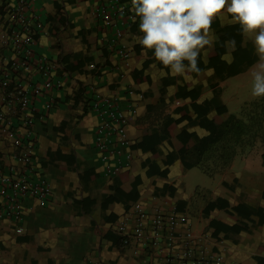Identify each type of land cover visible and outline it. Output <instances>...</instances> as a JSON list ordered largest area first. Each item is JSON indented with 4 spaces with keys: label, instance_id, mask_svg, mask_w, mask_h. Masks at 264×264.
Wrapping results in <instances>:
<instances>
[{
    "label": "crops",
    "instance_id": "obj_1",
    "mask_svg": "<svg viewBox=\"0 0 264 264\" xmlns=\"http://www.w3.org/2000/svg\"><path fill=\"white\" fill-rule=\"evenodd\" d=\"M122 2L125 11L116 0L34 1L43 22L34 43L35 58L46 56L51 76L60 83L32 100L37 172L50 191L45 205L27 198L22 219H0V264H86L90 258H102L106 264H164L165 250L146 246L137 253L116 234L117 221L136 201L150 210H179L184 227L202 238L199 246L212 257L222 255L224 264H264L262 149L241 151L231 166L211 174L199 164L195 148L181 152L166 133L171 120L184 113L190 118L179 123L177 133L195 131L197 142L208 134L204 125L217 107L225 104L232 115L239 114L241 107L236 113L229 104L240 88L250 92V78L240 76L259 61L252 39L218 37V31L233 24L217 19L212 43L199 57L201 71L188 79L173 76L155 60L154 51L137 42L142 35L139 18L131 0ZM104 4L114 13L110 23L98 14ZM6 15L0 3V71L13 56L3 44ZM117 27L123 31L119 42L128 49V58L112 40ZM233 41L245 47L250 58L238 65L229 50L223 55L227 66L219 72L210 62V49L232 46ZM23 79L33 85L44 82L36 72L25 73ZM130 89L144 98L130 94ZM97 93L132 99L139 109L128 124L131 164L116 172L108 170L96 147L102 118L91 105ZM12 151L10 138L0 135V168L12 161Z\"/></svg>",
    "mask_w": 264,
    "mask_h": 264
},
{
    "label": "built area",
    "instance_id": "obj_2",
    "mask_svg": "<svg viewBox=\"0 0 264 264\" xmlns=\"http://www.w3.org/2000/svg\"><path fill=\"white\" fill-rule=\"evenodd\" d=\"M34 1L0 0L7 11L3 44L13 53L0 71V102L4 105V109L0 108V135L10 138L13 145L12 161L0 168V197H3L0 200V219H22L26 199L36 198L45 205L50 191L47 180L37 172V143L33 128L37 114L32 100L35 95L60 83H55L51 76L52 65L48 58H35L34 43L43 29V22ZM116 1L120 11L127 9L122 0ZM98 14L106 23L113 21L114 13L106 4L100 7ZM122 36L123 31L117 27L112 40L118 44L119 53L128 58V49L119 42ZM35 72L44 78L42 84L24 82L25 73ZM90 90L96 92L95 87ZM129 93L144 98L143 93L134 89ZM122 102L125 101L116 97L102 98L99 94L92 98L91 106L102 118L96 147L103 153L102 158L110 172L127 168L132 161L128 124L130 117L136 116L139 109L132 99L126 100V106ZM115 152L120 155L112 159L111 154ZM184 219L176 208L167 211L155 207L150 210L136 201L117 221L115 231L122 244L133 247L137 253L146 246L165 250L164 264H224L222 255L212 257L199 246L202 238L196 237L190 227H184ZM86 264L106 262L102 258H90Z\"/></svg>",
    "mask_w": 264,
    "mask_h": 264
},
{
    "label": "clouds",
    "instance_id": "obj_3",
    "mask_svg": "<svg viewBox=\"0 0 264 264\" xmlns=\"http://www.w3.org/2000/svg\"><path fill=\"white\" fill-rule=\"evenodd\" d=\"M131 5L142 33L137 42L154 51L173 76L185 79L201 71L198 61L212 43V24L217 19L239 24L259 57L251 71V95L264 97V0H131Z\"/></svg>",
    "mask_w": 264,
    "mask_h": 264
},
{
    "label": "trees",
    "instance_id": "obj_4",
    "mask_svg": "<svg viewBox=\"0 0 264 264\" xmlns=\"http://www.w3.org/2000/svg\"><path fill=\"white\" fill-rule=\"evenodd\" d=\"M238 28L239 24L229 25L225 30L218 31V37L239 39L243 34L241 28L239 32H234ZM210 50L213 51L210 62L219 72L227 66L223 55L229 50L232 51L238 65L250 58L247 49L239 45L214 47ZM184 118L190 116L182 113L181 117L172 119L166 133L174 138L181 152L195 148L199 154V164L208 173L215 174L228 168L241 151L253 149L258 144L262 146L264 164V97L246 102L238 115H232L225 104L217 107L215 115L204 125L208 134L197 142L193 138L195 131L178 130L180 133H177V127Z\"/></svg>",
    "mask_w": 264,
    "mask_h": 264
},
{
    "label": "rangeland",
    "instance_id": "obj_5",
    "mask_svg": "<svg viewBox=\"0 0 264 264\" xmlns=\"http://www.w3.org/2000/svg\"><path fill=\"white\" fill-rule=\"evenodd\" d=\"M259 62V61H258ZM257 62V63H258ZM241 77V79L242 80H248L249 78H250V80L248 81V86H249V88L251 87V80H252V77H251V72L250 73H248V74H245V75H243V76H240ZM239 88H237V90H238ZM242 88H240L239 89V91L237 92V95L235 96V97H233V102L231 103V104H229V106L232 108V110L233 111H235L236 113H238L239 112V114H240V111L242 110V107H243V105L246 103V102H249V101H252V100H254V99H256V98H254V97H251L250 99H246V98H248V96L251 94V89H250V92L249 91H247V92H244V91H242L241 90ZM243 98H245V99H243ZM240 99V100H239ZM245 100V101H244ZM246 100H248V101H246ZM235 101V102H234ZM239 107H241V109L238 111V108ZM238 111V112H237ZM253 149H255V150H260V149H262V146H261V144H258V145H256ZM247 151V150H246ZM261 158H262V155H261ZM259 165H261V167H263L264 168V164H263V159L261 160V162L259 163ZM198 173L200 172V170H199V168H197V170H196ZM248 174L243 178V180L244 181H246L248 178Z\"/></svg>",
    "mask_w": 264,
    "mask_h": 264
}]
</instances>
